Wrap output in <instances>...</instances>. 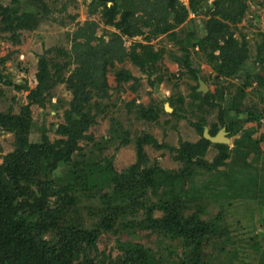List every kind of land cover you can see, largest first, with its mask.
<instances>
[{
  "label": "trees",
  "instance_id": "trees-1",
  "mask_svg": "<svg viewBox=\"0 0 264 264\" xmlns=\"http://www.w3.org/2000/svg\"><path fill=\"white\" fill-rule=\"evenodd\" d=\"M99 1H103L106 7L109 0ZM113 1L109 14L123 10L116 23L123 33L135 36L148 28L150 37L169 34L184 52L178 61L195 78L199 79V70L191 65L190 47L200 46L209 51L208 61L213 63L218 77H232L244 69L243 59L236 54L237 40L224 20L236 23L242 18L245 8H237V0H216L212 16L204 22L205 35L200 36L193 29L184 30V35L180 36L174 31L189 16L188 7L180 0ZM200 2L189 0L193 12H198ZM137 11L143 13L138 20L135 19ZM37 21L36 15L19 14L17 7L0 4V23L5 25V31L10 29L16 35L17 30L33 28ZM89 25L94 29L96 24ZM83 37L85 40L79 53L72 55L61 51L66 57L63 64L46 55L40 57L37 86L30 91V101L20 113L0 111V129L14 132L17 138L15 149L6 154L0 164V264H207L202 254L205 243L214 237L227 236L229 231L218 224L222 213L207 219L202 217L205 205H201V201L205 195L211 193L221 201L259 197L263 205L264 168L258 169L246 160L249 152L257 146L252 132L248 130L237 139L233 150L227 144L215 143L219 153L208 162L205 156L213 143L205 138L204 124L199 122L196 127L201 139L194 143L186 141L178 149L177 158L183 161L179 171L156 165L142 166L146 158L145 144L164 147L154 137L145 136L137 142L139 159L131 166L117 171L110 164L86 166L82 163L73 167L72 175L65 177L64 182H56L54 172L61 164L72 160L77 143L95 123L96 116L90 114V103L95 95H106L108 67H113L115 60L132 59L147 71L154 67L160 56L152 45L143 46L142 54L137 53V47L127 51L120 38L92 45L91 41L96 39L94 30ZM216 49L221 51L219 56L214 54ZM72 59L77 66L71 75L65 76L63 72ZM246 70L248 75L240 90V98L244 97L245 88L252 84V80L264 88V73L255 69V76H252L250 67ZM117 76L119 83L137 80L130 70L121 69ZM59 82H66L74 93L66 121L57 129L62 137L52 143L44 135L42 142L32 143L29 139L32 129L30 107L32 104L44 106L49 92ZM193 95L194 99L200 98L206 103L216 98L211 92L202 95L197 88ZM240 98L233 97L230 110L222 109L220 114L222 125L232 135L241 127L233 119L226 123L225 114L239 111ZM146 112L143 116L149 117L156 116L157 111L151 108ZM254 118L252 113L247 117L248 120ZM219 129L215 124L210 134L215 135ZM232 152H235L238 167L236 178L233 173L222 172L210 176V181L206 179L204 183H198L199 176L212 174L219 166L225 165ZM193 204L196 211L189 212ZM140 211H143L142 219H136ZM157 211H162L163 215L156 217ZM134 227L180 239L185 248L183 256L176 262L170 261L163 253L132 241L119 243L121 253L117 257L101 256L98 241L104 232L126 231ZM259 264H264V252Z\"/></svg>",
  "mask_w": 264,
  "mask_h": 264
},
{
  "label": "rangeland",
  "instance_id": "rangeland-1",
  "mask_svg": "<svg viewBox=\"0 0 264 264\" xmlns=\"http://www.w3.org/2000/svg\"><path fill=\"white\" fill-rule=\"evenodd\" d=\"M180 1L188 7L189 16L174 31L180 36L184 35V30L193 29L196 35H205L204 22L212 16L216 0H201L197 13L190 8L189 0ZM241 3L244 5L240 6ZM0 4L17 7L19 14L26 12L38 18L33 28L19 29L16 35L10 29L5 31V25L0 23L1 112L18 114L29 103L28 95L37 86L36 74L42 55L63 64L66 57L61 51H68L72 55L79 53L85 40L84 34H90L92 30L96 37L91 41L92 45H98L102 40L110 42L120 38L127 51L137 47V53L142 54L143 46L152 45L155 52H160L154 67L147 71L132 59L115 60V65L108 67L107 93L102 97L95 95L90 103V114L96 116L95 123L90 125L85 137L77 143L72 160L61 164L54 172L56 182H64L65 177L72 175L73 167L82 163L86 166L110 164L117 171L131 166L139 159L137 142L145 136L154 137L164 147L145 144L146 158L142 166L156 165L179 171L183 161L177 158L178 149L186 141L194 143L201 139L196 124L202 122L209 131L215 124L220 129L226 127L220 121L221 110L229 111L233 97L240 98V90L248 75L246 68L250 67L252 76H255L256 70L264 73V0H237V8H245L240 21L233 23L224 19L237 40V57L243 59L244 69L238 74L218 77L213 63L208 61L209 51L200 46L190 47L192 67L199 70L198 78L209 86V92L216 95L209 103L200 98L194 99L193 92L195 88L198 91L199 79L178 61L184 52L170 39L169 34L150 37L148 28L135 36L123 33L116 25L123 10L109 14L108 9L114 5L113 0L107 1L106 7L99 0H0ZM142 14V11L135 12V19L142 17ZM91 23L96 24L94 29L90 27ZM138 23L142 22L139 20ZM139 43L140 46L137 45ZM220 53V49L214 51L216 56ZM76 66L75 59H72L63 72L65 76L71 75ZM121 69L130 70L137 80L119 83L117 72ZM245 91L246 94L239 101V111L225 114L226 123L233 119L241 127L234 135L229 134L231 142L227 145L233 150L236 140L250 130L257 146L249 152L246 160L258 169L264 168V88L252 80ZM73 98L72 88L66 82H59L49 92L44 106L31 105L32 129L29 139L32 143L42 142L44 135L52 143L61 139L57 129L65 123L66 112L70 110ZM166 105L172 111H167ZM151 108L157 111L156 116H143ZM251 113L255 118L248 120ZM16 141L14 132L0 129V164L4 156L15 149ZM214 144L209 146L206 153L208 162H212L219 153ZM237 168L235 152H232L225 165L196 180L201 184L206 179L210 181V176L222 172L233 173L232 176L236 178ZM260 201L259 197H236L221 201L211 193L205 195L201 201V205H205L202 217L207 219L222 213L218 224L229 231L227 236L214 237L205 243L202 254L207 264L260 263L264 252V202L262 205ZM195 204L189 212L196 211ZM142 213L140 211L135 218L142 219ZM85 215L88 217L87 213ZM162 215V211L155 213L156 217ZM123 241L142 244L163 253L174 262L183 256L185 249L180 239L168 238L151 229L134 227L126 231L104 232L98 241V252L102 257L109 254L117 257L121 253L118 245Z\"/></svg>",
  "mask_w": 264,
  "mask_h": 264
},
{
  "label": "water",
  "instance_id": "water-1",
  "mask_svg": "<svg viewBox=\"0 0 264 264\" xmlns=\"http://www.w3.org/2000/svg\"><path fill=\"white\" fill-rule=\"evenodd\" d=\"M199 84L198 91L204 94L209 92V86L202 79H199ZM26 88H28V86H26ZM165 108L167 111H172V108L169 105H166ZM229 134L230 132L226 129V127H222L215 135L210 134L208 127L204 128L205 138L216 144H229L231 142ZM221 135H223V139L220 138Z\"/></svg>",
  "mask_w": 264,
  "mask_h": 264
},
{
  "label": "bare ground",
  "instance_id": "bare-ground-1",
  "mask_svg": "<svg viewBox=\"0 0 264 264\" xmlns=\"http://www.w3.org/2000/svg\"><path fill=\"white\" fill-rule=\"evenodd\" d=\"M220 138H222V139H223V135H221V136H220Z\"/></svg>",
  "mask_w": 264,
  "mask_h": 264
}]
</instances>
